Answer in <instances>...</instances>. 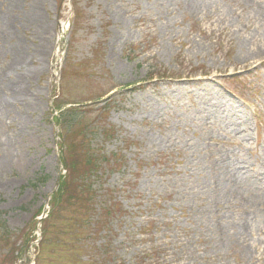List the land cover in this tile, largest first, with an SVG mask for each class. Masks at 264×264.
Instances as JSON below:
<instances>
[{
	"label": "rangeland",
	"instance_id": "obj_1",
	"mask_svg": "<svg viewBox=\"0 0 264 264\" xmlns=\"http://www.w3.org/2000/svg\"><path fill=\"white\" fill-rule=\"evenodd\" d=\"M0 264H264V0H0Z\"/></svg>",
	"mask_w": 264,
	"mask_h": 264
},
{
	"label": "trees",
	"instance_id": "obj_2",
	"mask_svg": "<svg viewBox=\"0 0 264 264\" xmlns=\"http://www.w3.org/2000/svg\"><path fill=\"white\" fill-rule=\"evenodd\" d=\"M71 107V106H70ZM70 107H63L58 106L56 107V111H58V121L62 124V126L70 128L73 126L74 122H75V116H76V111L73 108ZM89 158L84 157V154L82 155V159L79 160L78 164H80L81 167V176L77 179L81 180L79 184H77V186H73L71 185L73 178H68L67 176L64 177L63 181L60 183L58 190L53 194L52 197V201H51V205L54 208V210L58 207V205L60 204V202L66 198V202H69L71 204H75L78 200L79 197L82 196V188H80V185L82 183H84L85 179H87L89 172L92 171V164L90 163V161L88 160ZM64 162V167L67 170V173L70 174L69 175H73V170L71 168H69V165L67 163V161H63ZM84 168H85V173H84ZM79 175V173H78ZM71 179V180H69ZM69 185H71L69 187ZM116 209H110V207H107V210L105 211V214L107 217H109L111 215V211H115Z\"/></svg>",
	"mask_w": 264,
	"mask_h": 264
},
{
	"label": "bare ground",
	"instance_id": "obj_3",
	"mask_svg": "<svg viewBox=\"0 0 264 264\" xmlns=\"http://www.w3.org/2000/svg\"><path fill=\"white\" fill-rule=\"evenodd\" d=\"M39 50H40L41 55H44L45 54V43L42 44V46H41V48ZM17 63H19V62L17 61ZM23 97H25V96H23Z\"/></svg>",
	"mask_w": 264,
	"mask_h": 264
}]
</instances>
